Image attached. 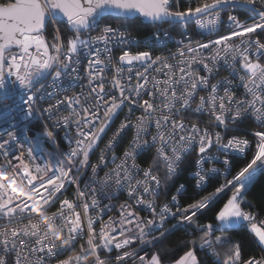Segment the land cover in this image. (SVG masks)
<instances>
[{
	"label": "snow or ice",
	"instance_id": "obj_1",
	"mask_svg": "<svg viewBox=\"0 0 264 264\" xmlns=\"http://www.w3.org/2000/svg\"><path fill=\"white\" fill-rule=\"evenodd\" d=\"M36 114L35 134L18 127ZM193 153V195L158 203ZM230 153L247 163L233 172ZM261 178L264 0H0V264H264ZM178 229L191 238L167 259L134 247Z\"/></svg>",
	"mask_w": 264,
	"mask_h": 264
},
{
	"label": "built area",
	"instance_id": "obj_2",
	"mask_svg": "<svg viewBox=\"0 0 264 264\" xmlns=\"http://www.w3.org/2000/svg\"><path fill=\"white\" fill-rule=\"evenodd\" d=\"M243 18V17H242ZM130 36L133 40H140V41H146L148 39H151L152 36V32H149L145 35H136L134 33H132L130 30ZM170 35L169 37L165 38L163 37V34L161 36V38L163 40H165L166 44H167V48L163 47L162 45L160 46H153V48L151 49L153 51L154 55H168L169 51H175L176 49V45H177V41L180 39V32L179 29L176 30H169ZM133 51H136L137 49L135 47L132 48ZM114 55H119V50H115L114 51ZM83 74V73H82ZM109 75L111 74L110 72L108 73ZM221 75H226L227 72L224 71L223 69L221 70ZM65 87H67V85L65 84ZM79 88V85H77V89ZM127 110L125 109V112ZM124 116V113H121L120 117L116 120L115 123L112 124L111 129L108 131L107 136L104 137V141L101 142V147H103V143L106 142V140L111 136L112 131H114L117 127L118 124L120 122V119H122ZM201 119H206V117H201ZM41 117L39 116V114H36L32 117V119L28 122H24L20 125H18V127H24L25 124L27 125V127L31 130V134H35V132L40 128L41 126ZM253 127L251 122H248L246 124H244L243 126H241L239 133L233 132L231 134L235 135V134H240V135H246L248 130L251 129ZM55 133L57 136V139L60 143V145L63 148H67V138L65 136V131L63 129H55ZM132 132H128L124 138L120 141V144L117 146L116 151L117 153H121L124 146L127 144L128 140H130L131 136H132ZM249 139H251V137H248ZM21 139L23 140L24 137L21 136ZM250 152H248L249 154ZM247 154V155H248ZM151 153H146L145 155H143L140 160L138 161L139 163H141L142 167H146L148 165V163L151 162ZM230 159L236 158V157H240V158H244V156L240 155V154H235V153H230ZM37 157H38V161L43 163L45 156L43 153L41 152H37ZM195 159V153H193L191 156H189L187 158V160L185 161V165L182 166V171H180L178 173V175L176 177H174L173 181L170 182V184H172L173 186L170 188L169 190V195L165 196V195H161L159 197V200L157 201L158 203L162 204L167 202L168 199H170V195L171 194H175V187L179 186L180 184H185L186 185V189H187V184L186 181L183 179L184 176H187L188 178L191 179V172L193 171V168L191 167V164L194 162ZM96 161V155L92 156V162ZM219 166V164H218ZM221 172H223V168H221ZM102 175V173H101ZM220 178H223V176H221ZM187 193V192H186ZM67 195L69 197H72L74 195V188L70 187L68 188L67 191ZM125 199V195L123 193H117L116 195V199H114L113 201H111L112 204H118L119 201ZM183 202V201H182ZM104 203H108V201H104ZM55 210V209H53ZM109 214H115V213H109ZM144 215H147L146 212L142 213ZM106 218V217H105ZM172 223H175V221H171L169 223V225H166V227H170V225ZM150 245H144V246H140L139 244L134 245V247L137 248V250L140 252V254H143V251L148 248Z\"/></svg>",
	"mask_w": 264,
	"mask_h": 264
},
{
	"label": "trees",
	"instance_id": "obj_3",
	"mask_svg": "<svg viewBox=\"0 0 264 264\" xmlns=\"http://www.w3.org/2000/svg\"><path fill=\"white\" fill-rule=\"evenodd\" d=\"M128 28L132 33L136 35H145L153 30L151 27H147L143 24H138V23L131 24L128 26ZM247 157L250 159L251 152L247 155ZM245 163H247V159L245 157L244 158H240V157L234 158L232 161L233 172L238 170V168L242 167ZM183 179L186 181V184H187L186 196L193 195V186L190 183V178H188L187 176H184ZM220 179L222 180L223 178H220ZM211 190L212 189L210 188L209 191ZM248 198L252 200V202L254 203L255 211H258V212L264 211V178L259 179L256 186L250 190V194ZM206 214H210V213H206ZM190 238L191 237H188L184 234V231L182 229L173 230L170 233H168L166 237L163 238L158 244H156L155 248H152L151 246H149L144 251H156L160 249H168L169 251L165 255V259H167L168 256L172 255L171 250L175 249L176 246L182 240L190 239ZM236 238L238 239L239 237H236ZM205 259L208 260V264H211L210 258L206 257Z\"/></svg>",
	"mask_w": 264,
	"mask_h": 264
},
{
	"label": "water",
	"instance_id": "obj_4",
	"mask_svg": "<svg viewBox=\"0 0 264 264\" xmlns=\"http://www.w3.org/2000/svg\"><path fill=\"white\" fill-rule=\"evenodd\" d=\"M146 23V22H145Z\"/></svg>",
	"mask_w": 264,
	"mask_h": 264
}]
</instances>
